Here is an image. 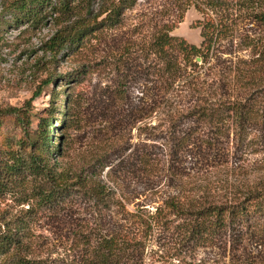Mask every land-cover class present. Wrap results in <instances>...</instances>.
I'll return each instance as SVG.
<instances>
[{"label":"rangeland","instance_id":"1","mask_svg":"<svg viewBox=\"0 0 264 264\" xmlns=\"http://www.w3.org/2000/svg\"><path fill=\"white\" fill-rule=\"evenodd\" d=\"M210 1L134 0L115 27L96 28L93 18L84 20L88 31L69 55L48 48L59 28L55 20L35 28H0V109H21L18 116H0V153L25 151L23 144L39 138L46 120L52 121V143L60 145V152L44 153L50 176L26 170L2 179L0 226L4 230L17 221L28 226L30 257L86 264L85 240L96 243L101 235L132 230L144 241L139 264H264V226L248 228L237 243L233 235L232 241L203 245L181 243L171 225L149 226L130 215L153 213L167 189L166 179L143 176L128 161L146 137L139 129L144 121L134 122L133 114L140 115L156 82L157 59L146 44L168 28L200 45L203 10L229 29L202 66L205 83L204 74L189 81L213 101L221 99L226 107L243 102L251 112L242 121L225 111L212 130V146L190 148L178 166L232 198L264 192V23L253 17L264 10V0H215V8ZM99 4L93 2L94 12ZM84 15L83 10L72 21ZM52 75L57 80L45 84ZM68 95L71 121L63 127ZM181 127L193 133L204 128L191 118ZM155 151L159 157L165 153ZM54 186L63 190L46 203L42 195Z\"/></svg>","mask_w":264,"mask_h":264},{"label":"trees","instance_id":"2","mask_svg":"<svg viewBox=\"0 0 264 264\" xmlns=\"http://www.w3.org/2000/svg\"><path fill=\"white\" fill-rule=\"evenodd\" d=\"M94 1L1 0L0 28L13 24L35 28L55 20L59 28L47 42L48 48L56 55L60 51L69 55L80 47L83 33L88 31L84 20L93 18L96 28L115 27L121 22L124 11L134 4V0H99L97 12H94ZM210 4L213 8L218 5L215 0H211ZM83 10L85 17L82 21L73 22L72 18ZM203 12L206 17L198 23L203 38L200 45L171 34L168 28L161 30L146 44L148 55L157 59L153 73L156 82L151 87L153 96L144 102L139 110L140 115L133 114L134 122L144 121L139 129L146 131V137L141 148L133 152L134 156L131 155L133 160L128 158V161L143 176L166 179L168 190L153 213L130 215L149 226L171 225L176 229L181 243L220 244L227 237L228 241L234 240L233 235L237 243L244 239L248 228L264 226V192L243 199L232 198L178 166L181 156L190 148L212 146V130L222 123L225 111L232 112L242 121L247 120L251 112L243 102H233L232 107H226V102L221 99L213 101L206 89L201 91L203 88L199 89L189 81L192 77L201 79L204 74L202 66L209 62L213 46L229 29L208 11ZM253 17L264 23V10L254 12ZM197 58H201L202 64L198 63ZM203 77L205 83L206 74ZM57 78V75H52L45 84L49 85ZM70 97L67 96L65 117L61 120L63 127L69 126L71 121ZM20 111L18 107H8L0 109V116H18ZM154 118L160 123L151 124ZM189 118L206 127V130L203 128V131L196 133L183 130L181 124ZM51 125L52 121H44L39 138L23 144L25 151L13 147L5 153L6 157L0 153V188L5 185L2 179L16 172L28 170L38 178L50 176L52 172L44 153L49 148L53 153L60 152V145L52 143V135L48 133ZM207 126H210L208 131ZM156 148L165 150L161 154L163 157H159ZM51 188L49 194L42 195L46 203L55 200V196L63 190L55 186ZM5 226L8 227L4 230L0 226V264H49L46 259L28 255L32 248L27 243L28 226L23 221H17L14 226ZM137 232L126 230L101 235L96 243H92V239L85 240L86 264H139L144 241Z\"/></svg>","mask_w":264,"mask_h":264},{"label":"water","instance_id":"3","mask_svg":"<svg viewBox=\"0 0 264 264\" xmlns=\"http://www.w3.org/2000/svg\"><path fill=\"white\" fill-rule=\"evenodd\" d=\"M197 60H198V61H200V60H201V58H197Z\"/></svg>","mask_w":264,"mask_h":264}]
</instances>
